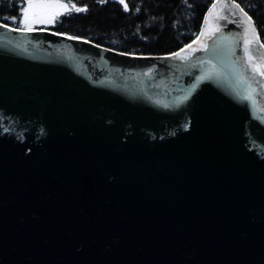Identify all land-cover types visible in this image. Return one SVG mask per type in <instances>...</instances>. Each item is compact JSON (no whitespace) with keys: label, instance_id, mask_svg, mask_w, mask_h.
<instances>
[{"label":"water","instance_id":"1","mask_svg":"<svg viewBox=\"0 0 264 264\" xmlns=\"http://www.w3.org/2000/svg\"><path fill=\"white\" fill-rule=\"evenodd\" d=\"M237 5L207 13L202 67L188 47L134 57L0 22V67L20 75L0 74V264H264V143L242 81L261 41Z\"/></svg>","mask_w":264,"mask_h":264},{"label":"trees","instance_id":"2","mask_svg":"<svg viewBox=\"0 0 264 264\" xmlns=\"http://www.w3.org/2000/svg\"><path fill=\"white\" fill-rule=\"evenodd\" d=\"M58 1L68 5V10L53 25L34 30H53L134 57H153L178 53L195 42L217 0ZM233 1L251 18L264 44V0ZM25 3L26 0H0V22L20 29Z\"/></svg>","mask_w":264,"mask_h":264},{"label":"flooded vegetation","instance_id":"3","mask_svg":"<svg viewBox=\"0 0 264 264\" xmlns=\"http://www.w3.org/2000/svg\"><path fill=\"white\" fill-rule=\"evenodd\" d=\"M196 42L197 41L189 45L190 47L188 46V50L185 53L193 54V58L196 59L197 62H199L200 65L195 64V67H202L201 65L202 59L201 57H199L200 52H199V48L195 45ZM261 43H259V45L256 42L250 43L249 50L246 52L242 62V72H243L242 81L244 83L243 99L246 102H248L252 108V114H251L252 123L250 125L249 132L251 133V135L255 140L264 143V75L260 74L261 71H264V47H260V45L263 44ZM25 49H26V45H24L21 50L25 51ZM1 50L11 52L14 51V48L9 46V44L7 45L0 44V63H2L3 65L6 63H12L11 56L9 54L2 52ZM185 58L189 60L191 59L190 57L188 58L185 57ZM3 65L2 67H0V74H6L7 76L12 77L13 79H15V77L17 78L18 76L20 77L19 74L17 75L10 71H4L3 69H1L3 68ZM142 72H145L146 74H150L148 73L149 72L148 69H143ZM170 73L173 72L170 71ZM174 76L177 77L176 75ZM169 78L174 79V77H169ZM135 87L138 89V86L135 85L134 89ZM148 87L152 88L150 84L148 85ZM172 88L181 90L182 86L169 87L164 82L162 85H158L157 89H159L161 92H164L165 94L166 93L169 94V92L173 91ZM153 93L154 92H152L151 94ZM167 96L168 95L166 94V97ZM151 101L153 102V100Z\"/></svg>","mask_w":264,"mask_h":264},{"label":"snow or ice","instance_id":"4","mask_svg":"<svg viewBox=\"0 0 264 264\" xmlns=\"http://www.w3.org/2000/svg\"><path fill=\"white\" fill-rule=\"evenodd\" d=\"M121 2H123V0H121ZM67 7L68 5L58 2L54 3L53 0H26V6L23 7L21 11V18L19 22L20 30L31 32L33 31L34 26L37 24L43 25L52 23L60 14L59 10L66 9ZM213 7L215 8V5ZM236 7H239V5H237ZM77 11H86V9H77ZM241 11L243 10L241 9ZM209 15H212V13L210 12ZM245 16H247L246 13ZM12 19L15 22L16 18ZM250 21L251 18L248 17L246 23L248 24L250 29H254V26L250 23ZM13 30L15 31L17 29L14 28ZM69 39H71V37H69ZM256 39L257 37L253 31V36L246 43H253ZM260 47H264V44L260 45ZM247 51L248 48L245 47V52ZM180 58L184 59L185 57ZM260 74L264 75V71H261Z\"/></svg>","mask_w":264,"mask_h":264},{"label":"rangeland","instance_id":"5","mask_svg":"<svg viewBox=\"0 0 264 264\" xmlns=\"http://www.w3.org/2000/svg\"><path fill=\"white\" fill-rule=\"evenodd\" d=\"M53 2L54 3H56V2H58V3H62V4H65V3H63V2H61V1H58V0H53ZM66 5V4H65ZM25 6H26V3H25ZM24 6V7H25ZM68 10V7L66 8V9H61V10H59L60 11V14L56 17V18H58L60 15H62V14H64L65 13V11H67ZM21 18V17H20ZM56 20V19H55ZM55 20L52 22V23H49V24H43V25H41V24H37V25H35L34 26V28L35 27H37V26H51V25H53L54 24V22H55ZM15 22H16V20H15ZM10 26V25H9ZM13 27V26H12ZM34 28H33V31H34ZM21 32H23V34H30L31 32H27V31H21ZM25 32V33H24Z\"/></svg>","mask_w":264,"mask_h":264}]
</instances>
